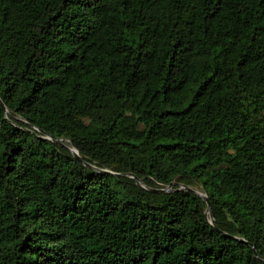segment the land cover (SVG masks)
<instances>
[{
	"label": "trees",
	"instance_id": "16d2710c",
	"mask_svg": "<svg viewBox=\"0 0 264 264\" xmlns=\"http://www.w3.org/2000/svg\"><path fill=\"white\" fill-rule=\"evenodd\" d=\"M0 102V264H264V0H0Z\"/></svg>",
	"mask_w": 264,
	"mask_h": 264
},
{
	"label": "water",
	"instance_id": "95a60500",
	"mask_svg": "<svg viewBox=\"0 0 264 264\" xmlns=\"http://www.w3.org/2000/svg\"><path fill=\"white\" fill-rule=\"evenodd\" d=\"M0 103H1V102H0ZM53 141L56 142V143H60L59 140H53ZM72 153L75 155L76 158H78V155H77V153H76L75 151H72ZM136 181H137V184H139L138 180H136ZM186 190H189V189L186 188ZM202 198H203V200L207 203V205H208V209H209L208 199H207L205 196H202ZM208 215H209V217H210V222L212 223V222H213V219H212V215H211V213H209Z\"/></svg>",
	"mask_w": 264,
	"mask_h": 264
},
{
	"label": "rangeland",
	"instance_id": "374dc122",
	"mask_svg": "<svg viewBox=\"0 0 264 264\" xmlns=\"http://www.w3.org/2000/svg\"><path fill=\"white\" fill-rule=\"evenodd\" d=\"M200 195H202V193L201 192H199V191H197ZM203 196V195H202Z\"/></svg>",
	"mask_w": 264,
	"mask_h": 264
}]
</instances>
